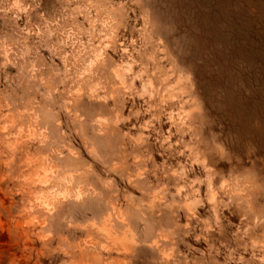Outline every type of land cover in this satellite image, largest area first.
<instances>
[{
    "label": "clouds",
    "instance_id": "9594fccd",
    "mask_svg": "<svg viewBox=\"0 0 264 264\" xmlns=\"http://www.w3.org/2000/svg\"><path fill=\"white\" fill-rule=\"evenodd\" d=\"M257 41L264 0H0V264H264Z\"/></svg>",
    "mask_w": 264,
    "mask_h": 264
},
{
    "label": "rangeland",
    "instance_id": "374dc122",
    "mask_svg": "<svg viewBox=\"0 0 264 264\" xmlns=\"http://www.w3.org/2000/svg\"><path fill=\"white\" fill-rule=\"evenodd\" d=\"M246 35H248L251 39H255V36L252 34H246ZM226 41L228 43L231 42L240 43L241 41H244V35H241L239 33H231L226 37ZM257 45L258 47H264V44H261L260 41H257Z\"/></svg>",
    "mask_w": 264,
    "mask_h": 264
}]
</instances>
